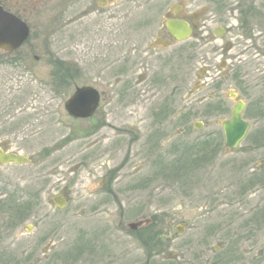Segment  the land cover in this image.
Returning a JSON list of instances; mask_svg holds the SVG:
<instances>
[{
  "label": "rangeland",
  "instance_id": "obj_1",
  "mask_svg": "<svg viewBox=\"0 0 264 264\" xmlns=\"http://www.w3.org/2000/svg\"><path fill=\"white\" fill-rule=\"evenodd\" d=\"M82 5L39 0L26 17L27 40L7 56L0 50V146L30 159L0 164V264H18L21 256L24 264H49L42 249L51 237L60 256L52 264H144L146 258L161 264L170 252L192 258L196 246L218 243L224 252L230 245L224 234L200 237L197 224L209 218L205 212L217 201L228 202L218 205L224 209L219 213L232 218L261 207L250 194L253 186L246 185L253 179L246 176L253 168L264 171V60L239 63L238 70L248 73H231L215 89L207 79L216 73H194L191 50L183 54L184 73H145L150 88L139 98L148 128L136 132L130 129L133 74L96 73L95 42L78 35L79 22L68 38L67 18L79 16ZM87 84L105 91L102 107L111 101L107 107L115 108L106 129L114 135L108 148L117 149L109 165L118 171L104 188L113 194L100 190L102 144H96L95 132L100 114L72 119L63 105L75 86ZM229 88L244 98L251 126L227 153L221 127L208 112L213 106L208 96L213 89L228 106ZM59 193L67 199L64 208L49 201ZM201 203L209 204V211L201 210ZM140 220L147 221L135 230L142 233H133L128 224Z\"/></svg>",
  "mask_w": 264,
  "mask_h": 264
},
{
  "label": "flooded vegetation",
  "instance_id": "obj_2",
  "mask_svg": "<svg viewBox=\"0 0 264 264\" xmlns=\"http://www.w3.org/2000/svg\"><path fill=\"white\" fill-rule=\"evenodd\" d=\"M38 1L0 0V4L5 10L26 22L30 29L26 17L32 13ZM78 3L83 4L79 16H68L67 18L65 26L68 38L71 35V25L79 22L82 28L79 29L78 35H84L85 39L95 42V56L98 62L96 73L133 74L134 77L130 78L131 86L137 89L130 103V110L133 113L130 129L136 132L142 125L145 126L141 129L143 134L148 128L143 118L148 119L149 115L143 117L146 108L139 98L141 93H145L150 88L146 84L149 77L145 76V73H184L183 54L191 50V67L195 68L194 73H216L207 79V84H211L215 89L219 81L231 73H248L246 70H238L239 63H246L251 59L257 62L264 60V38H262L264 33L261 31L262 27L264 28V0H78ZM29 5H32L30 10ZM183 35L186 36L183 37ZM20 47L11 52L6 50L2 52L7 56V53H12ZM34 59L37 60L38 57L35 56ZM186 67L188 71H192L189 66ZM141 84L142 87H140ZM94 88L98 92L99 100L93 115L100 114V117L96 119L95 132L99 134L96 144H102L98 153L102 154L98 162V167L102 171L100 190L109 194V192L112 193V189L104 188L108 182L111 184L116 180L118 169L116 166L109 165L116 159L117 149H109V144L114 142L111 140L114 135L110 134L109 129L106 128L113 120L115 108L112 110L111 107H107L111 101L102 107L107 100L105 91L101 87ZM213 89L208 96L213 104L212 109L208 111H211L210 114L213 115V124L220 126L223 132L222 123L231 117L236 103L242 102L241 117L248 122L250 128V120L244 114L247 107L244 98L239 97V93L230 90L231 88L225 89L224 93L231 101V104L226 106V103L217 99L219 97ZM138 106L145 109L138 111ZM102 108L105 109V113L101 112ZM92 117L71 118L85 120L92 119ZM200 124L202 126L204 122ZM211 134L206 135L207 140ZM224 150L227 153L231 151L225 143ZM256 169H251V176H246L253 179L247 181L246 185L253 186L254 191H250V194L256 196L255 202H260L261 207H257L255 212L248 215L236 214L232 218L226 212L219 213L224 209L218 205H228V202L217 201L215 202L216 208L205 212L209 218L197 224V233L200 237H216L224 234L227 242L230 243L225 247V251L221 252L219 248L223 246V243H218L209 249L196 246L194 251L190 252L192 258H180L170 252L162 259L161 264H250L257 262L262 264L264 208L261 203L263 204L264 200L261 195L264 194V171L257 172ZM261 169H264V166ZM108 199L110 198L105 200ZM49 201L53 203L54 195ZM64 201L66 205L67 199ZM201 204V210L209 211L211 208L207 203ZM24 226V229L31 231V226ZM142 226L133 229V233H142L141 231L135 232ZM184 228V225L177 226V233H182ZM47 242L42 249L43 258L51 260L49 264H52L53 261L60 259L59 254L56 253L58 246L53 237ZM247 243L253 244L247 247L245 246ZM165 248V245L161 243V251H165ZM192 249L191 247L190 250ZM149 259L146 258L144 264H150ZM24 263L21 256L18 264ZM38 263L39 261L30 262V264Z\"/></svg>",
  "mask_w": 264,
  "mask_h": 264
},
{
  "label": "water",
  "instance_id": "obj_3",
  "mask_svg": "<svg viewBox=\"0 0 264 264\" xmlns=\"http://www.w3.org/2000/svg\"><path fill=\"white\" fill-rule=\"evenodd\" d=\"M28 32V26L24 21L7 12L0 5V49L7 51L16 49L27 38ZM98 100L99 95L94 87L89 85L76 86L73 93L64 102V107L68 114L73 117H89L94 113ZM242 106V102H237L232 110L231 118L222 123L225 144L228 148H235L249 127L248 123L241 118ZM195 126L197 127V124ZM29 161V158L25 155L5 152L0 148L1 164H23ZM54 204L59 207L64 205L60 195H58V199L55 198ZM146 223V220H140L130 223L129 227L135 229Z\"/></svg>",
  "mask_w": 264,
  "mask_h": 264
}]
</instances>
